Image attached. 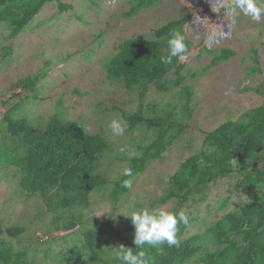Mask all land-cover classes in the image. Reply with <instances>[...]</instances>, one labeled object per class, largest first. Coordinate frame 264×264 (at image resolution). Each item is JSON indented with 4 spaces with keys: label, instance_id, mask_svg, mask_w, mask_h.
<instances>
[{
    "label": "rangeland",
    "instance_id": "rangeland-1",
    "mask_svg": "<svg viewBox=\"0 0 264 264\" xmlns=\"http://www.w3.org/2000/svg\"><path fill=\"white\" fill-rule=\"evenodd\" d=\"M196 1L202 0H159L152 7L125 17L128 0H98L95 4L91 0H61L73 8L62 11L56 2L44 5L13 39L8 36L7 25L0 22V119L14 104H19V115L32 124L44 125L49 116L58 113L64 119L82 123L89 133H104L112 142V152L101 161V170L115 179L127 163L128 154L120 148L137 153L147 135L141 129L128 131L123 113L135 111L137 93L108 80L104 63L125 39L150 36L153 29L167 21L189 14L184 32L192 42L193 55L182 59L181 64L193 89L191 116L186 119L182 137L134 180L113 213L123 230L122 245L126 248L134 243L135 235L128 215L151 206L179 165L201 148L207 132L242 117L264 101L259 93L264 85V15L257 22L241 12L228 29L229 16L221 7L215 14L223 26L219 33L223 36L213 39L210 29H193ZM258 4L264 8V3L258 0ZM211 40L208 49L231 48L235 55L208 68L212 55L203 49ZM253 50L259 71L254 69ZM35 75L40 78L33 90L18 85L25 77ZM174 99V91L159 93L152 87L146 101L167 106ZM113 119L126 126L123 136L113 135L108 128ZM3 136L0 133V141ZM19 177L18 168L5 162L0 164V223L3 227L25 228L22 235L11 240L14 247L26 248L35 264H99L86 253L78 259L71 257V248L82 244V229L77 226L70 232L55 231L42 199L38 194L26 197ZM238 181L237 174L221 178L209 184L204 200L193 197L187 203L183 210L190 224L183 238L205 237L216 220L252 199L253 192L235 188ZM108 189L92 194L91 204L84 211L83 229L101 224L111 213ZM160 207L171 210L172 203ZM199 239L195 241L199 243Z\"/></svg>",
    "mask_w": 264,
    "mask_h": 264
},
{
    "label": "trees",
    "instance_id": "trees-1",
    "mask_svg": "<svg viewBox=\"0 0 264 264\" xmlns=\"http://www.w3.org/2000/svg\"><path fill=\"white\" fill-rule=\"evenodd\" d=\"M91 1L95 4L98 0ZM157 1L128 0L124 16L132 17ZM52 2L62 11L73 8L61 0H0V22L7 25L8 36L13 39L44 5ZM189 18L185 13L153 29L150 36L125 39L104 63L108 80L137 93L135 111L123 113L128 131L141 129L147 135L136 156L125 158L132 177L120 173L110 179L101 170V161L112 152V142L104 133H89L80 122L55 113L44 125L32 124L19 115V104H14L0 119V133L4 134L0 141V164L5 162L20 170V188L26 197L40 196L45 211L52 216L55 231L70 232L77 226L82 229L81 246L70 250L74 259L86 253L99 264H121L117 252L123 246V230L113 213L130 191L123 187V181L133 183L186 130L193 89L187 83L188 75L183 73L182 59L174 58L172 64L165 65L161 57L168 54L170 33L176 30L185 34L184 25ZM186 43L190 54L192 42L187 36ZM203 51L212 55L208 68L235 55L231 48L205 47ZM252 53L254 69L259 71L256 50ZM170 74L175 77L169 78ZM39 78L27 76L18 85L33 90ZM152 87L159 93L174 91L175 99L167 106L147 102ZM259 93L264 96V85ZM233 174L239 177L237 190L253 192L250 201L216 220L205 237L183 238L189 221L186 226L178 225V246L145 245L140 250L154 264H264V101L242 117L225 121L207 132L201 148L179 165L150 208L172 203L171 210H183L193 197L204 200L210 183ZM107 188L111 213L101 224L83 229L84 211L91 204L92 194ZM24 231L23 226L3 227L0 223V264H35L26 248L16 249L11 241ZM130 248L136 251L134 243Z\"/></svg>",
    "mask_w": 264,
    "mask_h": 264
},
{
    "label": "clouds",
    "instance_id": "clouds-1",
    "mask_svg": "<svg viewBox=\"0 0 264 264\" xmlns=\"http://www.w3.org/2000/svg\"><path fill=\"white\" fill-rule=\"evenodd\" d=\"M259 3H264V0H259ZM217 5L214 6L215 11H220L221 7L226 9L230 21L227 25L228 29L235 24L241 12L257 22L264 15V8L259 6L258 0H217ZM187 57L186 35L180 31H172L168 39V54L161 57V63L170 65L173 63L174 58L186 60ZM108 128L113 135L123 136L126 126L119 120L113 119L110 121ZM120 151L122 153L127 152L129 159L136 156V153L128 151L127 147H121ZM122 175L132 177V169L130 167L125 168ZM123 187L131 188L132 181L124 180ZM128 216L131 217L135 229L133 242L136 246V251L134 252L131 248L120 246L117 252V259L121 261V264H154L152 258L146 256V253L140 249L145 245L157 247L165 243L169 246H178V225L183 224L186 226L189 223L188 216L184 210L173 211L164 207H144L133 211Z\"/></svg>",
    "mask_w": 264,
    "mask_h": 264
},
{
    "label": "bare ground",
    "instance_id": "bare-ground-1",
    "mask_svg": "<svg viewBox=\"0 0 264 264\" xmlns=\"http://www.w3.org/2000/svg\"><path fill=\"white\" fill-rule=\"evenodd\" d=\"M195 8L197 9L196 20L193 21L194 30L210 29L211 37L217 39L218 37L223 36L219 35L222 31L223 26L221 25L218 16L215 14L214 6L217 5V0H210L209 3L206 0L200 2L196 1ZM207 21H210V25H206ZM223 24V23H222ZM219 35V36H218ZM210 40V38H209Z\"/></svg>",
    "mask_w": 264,
    "mask_h": 264
},
{
    "label": "water",
    "instance_id": "water-1",
    "mask_svg": "<svg viewBox=\"0 0 264 264\" xmlns=\"http://www.w3.org/2000/svg\"><path fill=\"white\" fill-rule=\"evenodd\" d=\"M222 23L225 24V23H227V22H226V21H222ZM218 38H220V37H218ZM218 38H217V39H218ZM212 41H213V40H211V41L208 42V44H207V48L209 47V45H210V43H211ZM192 55H193V54L190 53V54H188V57H191Z\"/></svg>",
    "mask_w": 264,
    "mask_h": 264
}]
</instances>
